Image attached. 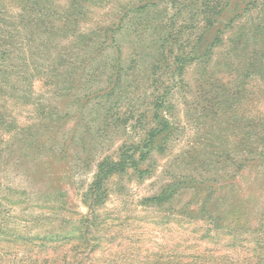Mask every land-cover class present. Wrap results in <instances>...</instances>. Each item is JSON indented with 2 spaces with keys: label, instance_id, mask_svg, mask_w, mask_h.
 <instances>
[{
  "label": "rangeland",
  "instance_id": "374dc122",
  "mask_svg": "<svg viewBox=\"0 0 264 264\" xmlns=\"http://www.w3.org/2000/svg\"><path fill=\"white\" fill-rule=\"evenodd\" d=\"M204 1L153 0L128 15L146 1L92 0L71 25L69 0H37L35 12L32 0H0V46L10 50L0 65V264H264V73L242 70L264 62V0H238L213 30ZM114 23L122 29L111 44L104 31ZM216 30L222 42L198 56V39L210 43ZM170 32L158 54L152 40ZM169 86L164 113L175 133L163 152L139 162L142 173L109 177L102 206L86 204L99 161L139 141ZM184 177L197 197L149 202ZM92 210L109 218L92 229L101 231L96 255L43 246L71 213L78 222Z\"/></svg>",
  "mask_w": 264,
  "mask_h": 264
},
{
  "label": "trees",
  "instance_id": "16d2710c",
  "mask_svg": "<svg viewBox=\"0 0 264 264\" xmlns=\"http://www.w3.org/2000/svg\"><path fill=\"white\" fill-rule=\"evenodd\" d=\"M92 0H69V6L70 11H68V17L71 18V25L76 24V17L78 13H84V11L87 9L86 4ZM98 2H106L107 0H95ZM146 1V2H145ZM34 2V9H30L31 11L35 12L37 9V0H32ZM145 3H137L135 6L130 5L131 7H126L129 12H141V11H146L153 6H158L159 3L153 2V0H144ZM245 2H242V4ZM256 3H260V0H256ZM262 3V2H261ZM260 3V4H261ZM204 4L208 6L209 0H205ZM204 4L201 5L202 8V14H208L207 16H212L207 18L205 21H208L209 24V29L213 30L216 28V23L219 20H225L224 14L227 13V11L231 8L232 4H236L239 6L238 0H215L213 3V8H207L204 11ZM27 5V4H26ZM176 4L172 5H167L169 9H172L175 7ZM237 6V7H238ZM24 7V6H23ZM30 7V6H29ZM123 7L121 6L120 10H122ZM127 15V16H128ZM86 16V15H84ZM237 18H230L228 19V22L232 25L235 23ZM37 19H33L30 21L31 23H28L29 25H34L37 26L39 23L37 21H34ZM159 28V33L161 31L166 30L168 27V23H163ZM122 29V24H112L110 27H107L108 32V37L111 39V44H114L115 39L114 35L110 34H116ZM114 30V31H113ZM161 30V31H160ZM217 34L216 37L214 38V41L208 42V40L205 39L206 35H202L200 39H198L196 46L200 47L197 50V55L198 56H203V57H211V53L214 49L218 47V45L222 42L221 35L222 32L220 30H216ZM78 35H72L71 40L76 41L78 37L82 36L85 34L84 33H77ZM173 32H170L169 35L166 38L159 39V37L155 39H151L152 41H155V47H158V54H163L166 53L165 44L166 42H169L171 39H174L173 37ZM241 42V41H240ZM239 42V44H240ZM208 45V47H204ZM103 45L100 46V49L102 48ZM172 49V47H171ZM7 48L4 46H0V65L3 64L4 62L6 63L7 61L10 60L9 57V52ZM196 49L192 51L191 55H187L184 58L177 59L179 61H188L192 58H194ZM97 55V52L94 53V55ZM254 56V55H252ZM178 58V57H177ZM244 71L249 76H252L250 74L251 71H255L256 75L257 74H262L264 73V62L263 61H256L255 59H251L248 63L243 65ZM3 66L0 67V72L3 71ZM259 73H258V72ZM182 72V70L180 71ZM257 79V78H256ZM261 79V78H259ZM172 87L169 86V89H167L160 97H158V101L155 103V109L153 110V115L151 116L152 119V124L147 125V127L143 126V119H139V125L143 126L142 127V134L139 135V141L136 143H132L130 145H123L120 148V156L119 159L113 160V158L106 157L99 161L97 167H98V174L96 177V181L93 183L91 190H89L86 195H85V202L88 204L89 199L94 200V204L98 206H102L105 201V192H104V182L111 177L114 174H119V173H124L125 171L128 170V168H134L136 171H140L141 173L143 170H141L139 166V162H145L149 160L152 156V153L154 152H163L165 143L170 139V137L175 133V128L173 123L171 122V119H169L168 116L165 115L164 109L167 106V97L170 96V92ZM147 117V116H146ZM150 118V117H147ZM132 152L137 153L139 152V159H136L132 154ZM195 181L192 180L191 177H184L178 180H174L167 184L160 194L153 196L152 198L149 199V202L153 206H164L166 204H169V206L174 203L173 201L175 200L176 196L179 195L182 192H187V191H192L194 194V197L198 196V193L196 192V184L194 183ZM84 202V203H85ZM89 205V204H88ZM90 207V206H89ZM91 209V207H90ZM198 212L201 214H207L209 209L205 206L199 207ZM73 214L71 213V223H69L68 227H65L66 230H61L59 232H49L48 237H46L43 241L44 247H47L48 244H56L59 246H64L66 244L72 243L73 244V251L74 255L79 256H84L86 258H89L90 256L96 255V252L101 248V238L98 236H95V234H100L101 231H95L92 232V229L95 227H98L102 224H107L109 223L108 220L109 218H100L93 210H92V215L89 217H84L82 220L76 222L73 219ZM102 219V220H101ZM170 220V219H168Z\"/></svg>",
  "mask_w": 264,
  "mask_h": 264
}]
</instances>
